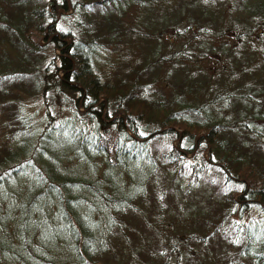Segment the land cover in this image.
<instances>
[{"label": "trees", "instance_id": "1", "mask_svg": "<svg viewBox=\"0 0 264 264\" xmlns=\"http://www.w3.org/2000/svg\"><path fill=\"white\" fill-rule=\"evenodd\" d=\"M192 187L211 201L173 235L161 216ZM250 208L264 212V0H0V264H264ZM139 220L155 242L141 252Z\"/></svg>", "mask_w": 264, "mask_h": 264}, {"label": "rangeland", "instance_id": "2", "mask_svg": "<svg viewBox=\"0 0 264 264\" xmlns=\"http://www.w3.org/2000/svg\"><path fill=\"white\" fill-rule=\"evenodd\" d=\"M152 17V13H147V14H144L141 12L140 14V17L139 19H142L141 21L144 23V21H146V25L145 27L146 28H153V30H158L160 29L164 24L168 23V22H171L172 18H167L165 20L161 19L159 21H156V22H153V20L150 18ZM158 23V24H157ZM142 25V24H141ZM57 53V52H56ZM87 170L86 166L83 164H79L77 166V170L76 172H85ZM129 170V174L124 176V179L127 181V180H131V181H134L133 184H137L138 183V179L140 178L139 175L136 174L135 171H137L136 168H133V166H130L128 168ZM15 185H17V183H14L12 185V188L15 187ZM144 191V189H143ZM150 194V197H151V192H149ZM187 198H186V201L185 203H183V201H181L180 203H182L179 207V209L175 208V210H173L172 213L168 214H163L161 216L162 219L164 220H168V223H170L171 227H172V231H173V235L174 233H183V232H188V231H191L193 229V219L194 218H197V216L199 215L200 216V213L202 210H204L205 208V203L211 201L210 200V197L212 196V190L211 189H206V188H203V189H199V188H190L188 190V193H187ZM148 203V208H145V207H142V212L144 213L143 215V218L146 219V221H148V219H150L149 217L151 215V199H147L146 201ZM210 204V203H209ZM179 211V212H178ZM179 213L177 215H181V216H175L173 213ZM141 217V216H140ZM175 217L176 218H182L184 219V222H179L177 220H175ZM238 218L239 219V223L240 221H243V223L247 224L250 228H252V225L254 226L255 224H259V225H264V212L262 211V209H259V208H250L248 209L246 212H241L239 211L238 212ZM192 220L188 223L189 220ZM186 220V221H185ZM137 222H141L142 225H140V223H132L136 228V237L134 238V241L139 244L140 248V252L143 251L144 249L146 248H150L152 245L154 246L155 242L152 238V230H150L151 226H150V223L148 221V223L146 222V224H148V227L147 225H145L142 220H139ZM152 225V224H151ZM153 227L156 226V223L153 222ZM49 235L46 234V231H40V234H39V237H40V240L41 242H43ZM57 237H59V239H64V237H62L61 235H57ZM53 239H55V237H53ZM50 242L48 243V245L46 246L48 251H51V252H55L56 253V256L58 257V260H64L65 258V253L68 252V246H69V240L66 238L65 242L66 244L64 245L63 248H61V253L58 249V245L56 243H54V241L52 240V237L50 238ZM184 241H182L183 243ZM209 248L211 249V246H213L212 242H209ZM45 245V244H44ZM194 245L196 246L195 248L194 247H188L185 245L184 243V246H186V250L189 252L188 254H191L193 251H196L197 248H198V253L200 252H204L202 249H203V246H201L200 244L197 245V243H194ZM214 247V246H213ZM207 249L208 252H211L210 249L208 248H205ZM125 254V257L127 255L126 252H124ZM188 254L186 255V257H188ZM204 255V254H203ZM206 255V254H205ZM191 256H193V253L191 254ZM120 257L121 259H124V256L120 254ZM183 257V255H182ZM203 258H205V256L201 257L199 256V259L197 257V253L194 254L193 256V261H194V264H203L204 261L206 262V260L204 259L203 261ZM190 261L191 259H185V260H181L180 264H190ZM193 264V263H191Z\"/></svg>", "mask_w": 264, "mask_h": 264}, {"label": "flooded vegetation", "instance_id": "3", "mask_svg": "<svg viewBox=\"0 0 264 264\" xmlns=\"http://www.w3.org/2000/svg\"><path fill=\"white\" fill-rule=\"evenodd\" d=\"M248 228L251 229V231H252V229H253V228H250L249 226H248Z\"/></svg>", "mask_w": 264, "mask_h": 264}]
</instances>
